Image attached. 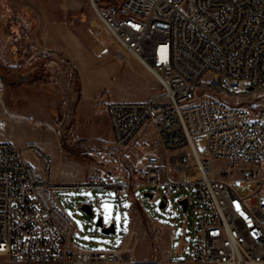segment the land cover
Wrapping results in <instances>:
<instances>
[{
    "label": "built area",
    "instance_id": "built-area-1",
    "mask_svg": "<svg viewBox=\"0 0 264 264\" xmlns=\"http://www.w3.org/2000/svg\"><path fill=\"white\" fill-rule=\"evenodd\" d=\"M88 1L101 29L159 84L147 101L104 107L112 150L144 157L131 169L122 159L111 174L57 184L35 144L0 141V264H264V0ZM144 184L162 188L164 206L174 189L191 192L179 199L193 205L191 257L141 262L123 248L75 245L57 191L137 202L133 191Z\"/></svg>",
    "mask_w": 264,
    "mask_h": 264
},
{
    "label": "rangeland",
    "instance_id": "rangeland-1",
    "mask_svg": "<svg viewBox=\"0 0 264 264\" xmlns=\"http://www.w3.org/2000/svg\"><path fill=\"white\" fill-rule=\"evenodd\" d=\"M160 92L157 80L101 29L88 0H0V121L17 120L10 123V133L19 145L33 142L49 158L57 184L111 174L122 159L128 169L140 163L144 153L138 148L112 150L106 117L97 107L107 101H147ZM194 142L201 153L206 137ZM25 157L38 164L30 153ZM234 189L240 196L249 191L239 183ZM160 192V186L144 184L133 191L137 202L117 200L111 191L65 190L55 196L81 249L122 247L147 262L168 253L169 231L170 258L188 259L193 205L184 215L177 201L192 194L174 189L161 209ZM82 205L91 206V216ZM100 218L103 227L114 225L113 234L96 226Z\"/></svg>",
    "mask_w": 264,
    "mask_h": 264
},
{
    "label": "crops",
    "instance_id": "crops-1",
    "mask_svg": "<svg viewBox=\"0 0 264 264\" xmlns=\"http://www.w3.org/2000/svg\"><path fill=\"white\" fill-rule=\"evenodd\" d=\"M85 94V92H84ZM108 102V101H107ZM105 103H103L102 105H99V107H97L99 109V112H102L103 115H105L106 117V122H105V129L108 131V138L110 140V142L112 141V134H111V130H110V126H109V121H108V118H107V115L105 113V110H104V107H105ZM1 110V108H0ZM11 117V116H10ZM13 121H17V120H14L12 119L10 122L8 123H2L0 121V141H7V142H10V143H13L17 146H22V145H19V143L17 142L16 139H14L13 135L10 133V123H12ZM95 126V125H94ZM27 143H33V142H27ZM34 144V143H33ZM36 162H37V159L33 158ZM92 175V174H91ZM91 175H89L88 177H90ZM145 194H150V193H145ZM144 194V196H145ZM152 194V193H151ZM146 197V196H145ZM148 198V197H147ZM152 199V198H151ZM161 227H165V226H161ZM165 229V228H164ZM163 229V230H164ZM166 231V230H164ZM167 234H168V247H167V250H168V254L170 255L171 257V247H170V236H169V231H167ZM119 248H122V247H119ZM179 254V253H178Z\"/></svg>",
    "mask_w": 264,
    "mask_h": 264
},
{
    "label": "water",
    "instance_id": "water-1",
    "mask_svg": "<svg viewBox=\"0 0 264 264\" xmlns=\"http://www.w3.org/2000/svg\"><path fill=\"white\" fill-rule=\"evenodd\" d=\"M145 196L150 198V199L152 198V194L151 193L150 194H145ZM177 204L181 208V213L185 214L186 211H187V208H188V200H187V198H184L182 200H178ZM164 207H165L164 206V201L162 200V202L160 203V208L162 209ZM81 210L86 212L90 216L92 215V212H91L90 208L88 206H86V205L82 206ZM96 226L101 229V232L103 234L109 235V234H113L114 233V225H110L109 227H103L101 218L98 220Z\"/></svg>",
    "mask_w": 264,
    "mask_h": 264
},
{
    "label": "snow or ice",
    "instance_id": "snow-or-ice-1",
    "mask_svg": "<svg viewBox=\"0 0 264 264\" xmlns=\"http://www.w3.org/2000/svg\"><path fill=\"white\" fill-rule=\"evenodd\" d=\"M105 208L107 209V206L105 205Z\"/></svg>",
    "mask_w": 264,
    "mask_h": 264
}]
</instances>
